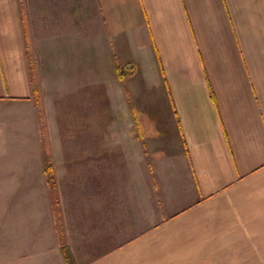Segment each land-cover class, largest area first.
<instances>
[{
    "label": "crops",
    "instance_id": "crops-1",
    "mask_svg": "<svg viewBox=\"0 0 264 264\" xmlns=\"http://www.w3.org/2000/svg\"><path fill=\"white\" fill-rule=\"evenodd\" d=\"M55 130L76 264H264V0H0V200L21 264H65Z\"/></svg>",
    "mask_w": 264,
    "mask_h": 264
},
{
    "label": "rangeland",
    "instance_id": "rangeland-1",
    "mask_svg": "<svg viewBox=\"0 0 264 264\" xmlns=\"http://www.w3.org/2000/svg\"><path fill=\"white\" fill-rule=\"evenodd\" d=\"M88 2L90 3V1ZM59 49H61V47L57 48L56 51L51 52V50H49L48 56L46 58H43V59H47L48 61H50V62H45L46 60H44L45 67L47 68V71H49L47 75L56 76L58 75V72L56 73L55 71L58 70L59 68H63L64 66H66V51L64 52ZM62 74H66V73L62 72ZM56 126H58L57 121H56ZM55 133H56L55 145H56V148L60 151L59 152L57 151V153L55 154L54 160L51 156L52 154H50L51 156L50 160H51L53 167H54V164L55 165L57 164L60 167L58 171H59V175L62 176L64 175V172H66V169L61 168L63 164L66 163V151L63 149L64 145L66 144V137H65V141L63 142V139L61 138L60 133L57 132L56 130H55ZM158 139L159 138H156V137L151 138L152 163H154V160H155L154 157L157 156V153L154 152L153 150L156 151L155 148H156ZM44 155L46 156V153ZM54 173L56 177L57 172L55 171V168H54ZM56 180H57V177H56ZM49 187L53 195L52 187L50 185ZM60 191L62 192V186L60 187ZM57 192H58V186H57V191H56L57 200L54 199V195H53V204H54V207L56 208L55 211L57 213L56 229L60 237V244H61L60 254L64 260V263L67 264L65 261L64 255L62 253V246L66 245V239H64L63 237L64 226L62 222L63 219H62V212H61V202L58 200L59 198H58ZM12 204H14V201L12 202ZM8 205H9V202H6L5 200H0V264H21L19 262L20 260L28 261L30 260V257L27 255L26 249L16 247V246H21V245L24 246L25 242H22L21 240L17 242V240H15L16 239L15 227L14 225H10V223L8 222V219L10 218V214L12 212V211L10 212V210L7 209ZM6 214H8V216ZM66 248L70 251V249L67 246ZM70 253L72 257L74 258L71 251Z\"/></svg>",
    "mask_w": 264,
    "mask_h": 264
},
{
    "label": "trees",
    "instance_id": "trees-1",
    "mask_svg": "<svg viewBox=\"0 0 264 264\" xmlns=\"http://www.w3.org/2000/svg\"><path fill=\"white\" fill-rule=\"evenodd\" d=\"M127 66L122 68V73H120L121 76H123L124 71L126 70ZM34 93L36 94L37 98L40 97L41 95V91L40 88H36L34 90ZM46 156H45V168H44V173L47 175L48 177V183L49 185L52 187V191L54 193L55 196V200H57V182H56V177H55V173H54V167L51 163V156H50V151L45 152ZM62 253L64 255L65 261L67 264H76L74 261V258L72 257L70 251L66 248V245L62 246Z\"/></svg>",
    "mask_w": 264,
    "mask_h": 264
}]
</instances>
